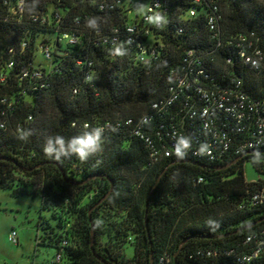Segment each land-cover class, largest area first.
<instances>
[{
	"label": "trees",
	"instance_id": "16d2710c",
	"mask_svg": "<svg viewBox=\"0 0 264 264\" xmlns=\"http://www.w3.org/2000/svg\"><path fill=\"white\" fill-rule=\"evenodd\" d=\"M16 1L0 0V189L39 196L37 244L60 264H264V181L244 172L264 173V146H244L264 136V69L246 60H264V0H166L148 21L150 0ZM238 94L234 113L212 104Z\"/></svg>",
	"mask_w": 264,
	"mask_h": 264
},
{
	"label": "rangeland",
	"instance_id": "374dc122",
	"mask_svg": "<svg viewBox=\"0 0 264 264\" xmlns=\"http://www.w3.org/2000/svg\"><path fill=\"white\" fill-rule=\"evenodd\" d=\"M142 4L145 6V2ZM37 62L46 63L41 55L37 56ZM244 172L248 181H264V173H258L249 162H245ZM40 212L41 200L38 195L13 197L0 189V264H50L53 250L37 244ZM12 231L16 232L17 243H11L8 239ZM126 251L131 257L132 247L127 245Z\"/></svg>",
	"mask_w": 264,
	"mask_h": 264
},
{
	"label": "built area",
	"instance_id": "2783aa9c",
	"mask_svg": "<svg viewBox=\"0 0 264 264\" xmlns=\"http://www.w3.org/2000/svg\"><path fill=\"white\" fill-rule=\"evenodd\" d=\"M121 1H124V0H117V2H121ZM8 6H9V9L12 13H14V4H10V2L8 3ZM23 4H24V0H17L16 1V9L17 10H22L23 8ZM166 5V0H150L149 1V4L146 8V13H145V16H144V20L145 21H148L150 20V17L154 14H157L161 11V9ZM190 15H194V12L193 11H190ZM57 17V15H55ZM215 17L214 16H210L209 19H208V25H209V28L213 31L216 29V24H215ZM157 25H159V22H157ZM126 31L128 34H133L134 33V26L132 25H129L127 28H126ZM61 41L63 42H66L68 44H71V45H75L78 43V38L74 35V34H69V33H63L61 35V38H60ZM149 48L148 46H141L139 45V53H138V60L140 62H143V63H147V57H146V49ZM46 52V56L48 57L49 56V53L48 51H45ZM153 53V52H152ZM190 54V53H189ZM248 62L251 63L252 66H254L255 68H262L264 69V60H261V59H256V58H247L246 59ZM260 60V61H259ZM12 66V63H9V67ZM33 76L39 78L41 76V73L40 72H34L33 73ZM180 84H184V82L180 81ZM235 99L238 100V102H228V106L225 105V103H227L226 101H228L227 99H225L224 97H218V98H214L212 99V104L214 105V107H218L219 109L221 110H224L226 111L227 113H234V109H237V104H239L240 106L243 107V101L245 100L244 97L241 95V94H238L235 96ZM225 101V102H224ZM209 110H210V107L209 105H205L203 108H202V112H201V116L202 117H205L209 114ZM253 110V107L252 106H249L248 107V111H252ZM242 116V114H239L238 117L240 118ZM203 127L205 129H210L209 128V125H208V122H204V125ZM259 131L260 133L263 132L264 133V122L261 123V125L259 126ZM263 140H258V141H251L247 144H245L244 146H248V147H257V146H260V145H263L264 146V136L262 137ZM214 142H210L208 144L209 148L205 151L204 154H206L207 156H211L212 155V152H211V146H214ZM222 144V147L223 149H227V143L226 142H221ZM195 156L199 157V153H194ZM264 198V195H260V196H255V199H262ZM8 239L11 243H17L18 242V239H17V235H16V232L15 231H12L9 236H8ZM247 240H249V238H247ZM258 252L259 250H256L253 252L252 255L250 256H244L242 258V261H250L254 256H257L258 255ZM61 262V253H57L53 259H52V263L54 264H60ZM159 264H169V258H166V256H162L159 258Z\"/></svg>",
	"mask_w": 264,
	"mask_h": 264
},
{
	"label": "clouds",
	"instance_id": "9594fccd",
	"mask_svg": "<svg viewBox=\"0 0 264 264\" xmlns=\"http://www.w3.org/2000/svg\"><path fill=\"white\" fill-rule=\"evenodd\" d=\"M100 131L101 129L97 128L93 135H85L84 137L75 139L70 145L71 151L74 152L79 159L86 160L89 153L94 150L99 142ZM59 143L61 144V147H63V141L61 140ZM50 151L51 149L49 148L48 152Z\"/></svg>",
	"mask_w": 264,
	"mask_h": 264
},
{
	"label": "water",
	"instance_id": "95a60500",
	"mask_svg": "<svg viewBox=\"0 0 264 264\" xmlns=\"http://www.w3.org/2000/svg\"><path fill=\"white\" fill-rule=\"evenodd\" d=\"M63 177H65V174L63 173ZM111 184H112V182H110ZM110 193V191L104 196V198L103 199H105L107 196H108V194ZM102 199V200H103ZM102 200H100V201H102ZM100 201L98 202V203H100ZM91 210L92 209H90V211H89V213H88V215H89V219H90V222H91V218H90V213H91ZM94 227H93V224H92V222H91V232H90V248H91V251H92V253H93V255L96 257V258H98V259H100L96 254H95V252H94V249H93V243H94ZM150 264H153V259L151 258L150 259Z\"/></svg>",
	"mask_w": 264,
	"mask_h": 264
}]
</instances>
